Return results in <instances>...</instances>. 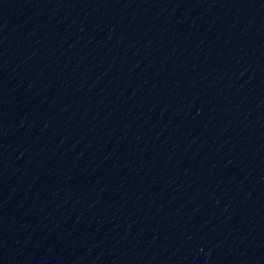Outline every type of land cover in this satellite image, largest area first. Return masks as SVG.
<instances>
[{
  "label": "water",
  "instance_id": "obj_1",
  "mask_svg": "<svg viewBox=\"0 0 264 264\" xmlns=\"http://www.w3.org/2000/svg\"><path fill=\"white\" fill-rule=\"evenodd\" d=\"M0 264H264V0H0Z\"/></svg>",
  "mask_w": 264,
  "mask_h": 264
}]
</instances>
